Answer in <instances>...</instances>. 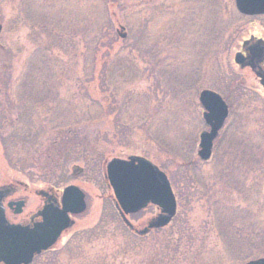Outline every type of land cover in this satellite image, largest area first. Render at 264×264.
<instances>
[{"label": "rangeland", "instance_id": "1", "mask_svg": "<svg viewBox=\"0 0 264 264\" xmlns=\"http://www.w3.org/2000/svg\"><path fill=\"white\" fill-rule=\"evenodd\" d=\"M0 24V187L21 184L12 198L27 201L7 216L71 184L88 205L31 264L264 257V86L235 62L245 40L264 39V15L236 0H0ZM204 89L230 106L209 160L198 155ZM69 130L76 153L54 165L46 144ZM130 155L165 171L178 202L171 224L146 236L125 226L105 177L109 160ZM158 212L130 219L142 227Z\"/></svg>", "mask_w": 264, "mask_h": 264}, {"label": "water", "instance_id": "2", "mask_svg": "<svg viewBox=\"0 0 264 264\" xmlns=\"http://www.w3.org/2000/svg\"><path fill=\"white\" fill-rule=\"evenodd\" d=\"M236 6L246 15L264 14V0H236ZM244 48L247 55L236 53V63L242 68L251 67L264 86V40H246ZM199 99L205 108L203 116L209 130L200 134L198 155L203 160H209L214 140L229 115V106L219 93L210 89L202 90ZM73 171L79 174L83 168L75 165ZM106 179L114 192L115 206L123 222L136 234L145 236L152 230L164 228L176 216L178 203L170 179L148 158L140 155L115 157L106 165ZM10 194L9 186L0 188V264H30L36 255L53 248L63 232L74 226L75 220L70 214H80L87 208L84 191L72 184L64 189L62 207L46 204L37 213L40 220L13 223L8 219L3 203ZM14 204L17 206L15 213H21L24 200ZM150 204L156 205L159 212L142 227L135 225L128 216ZM244 264H264V257L251 259Z\"/></svg>", "mask_w": 264, "mask_h": 264}, {"label": "flooded vegetation", "instance_id": "3", "mask_svg": "<svg viewBox=\"0 0 264 264\" xmlns=\"http://www.w3.org/2000/svg\"><path fill=\"white\" fill-rule=\"evenodd\" d=\"M262 39V38H260ZM256 40V39H254ZM264 40V39H263ZM244 55H247V53L245 52V48L244 46L241 47V50H240ZM239 51V52H240ZM263 66H264V62H263ZM83 172V171H82ZM4 186H9L10 187V191H12V194H10L5 200H4V205L6 206V211L8 213L11 212L13 214H15V211L17 209V206L16 204H14L15 202L19 201V200H24V206H23V210L27 204V201L25 199H22V198H12L15 194L19 193L21 191V184L19 185H15V184H8V185H4ZM57 189H54L53 187L50 188V189H42V190H39L37 191V194H38V197H39V204L31 211L25 213L24 215H22V217L20 218L19 221L17 222H22V223H29L31 221H37V220H40V216L37 215L38 211H40L46 204H55L59 207H61V202H62V192L60 193L59 191L57 192L56 191ZM43 192V193H41ZM10 203H13L11 205H9ZM23 212V211H22ZM21 212V214H22ZM81 214H78V215H74L72 214V218L75 219L77 216H79ZM67 231L69 230H66L64 233H66ZM64 233L62 234V237L64 235ZM64 238V237H63ZM52 250V249H50ZM48 250V251H50ZM48 251H45L37 256L34 257L33 261L41 256L42 254L48 252ZM32 261V262H33Z\"/></svg>", "mask_w": 264, "mask_h": 264}, {"label": "trees", "instance_id": "4", "mask_svg": "<svg viewBox=\"0 0 264 264\" xmlns=\"http://www.w3.org/2000/svg\"><path fill=\"white\" fill-rule=\"evenodd\" d=\"M68 134L69 135H64L58 139H55L53 142H49L48 144H46V147H48L51 152V154H48L47 158L52 157L53 159L51 158V160H54V157L56 156L59 157L54 161L53 163L54 165H57L55 163L59 162L60 160H62V162L63 161L68 162L71 156L74 155V153H76V151L73 150L74 149L73 146L76 144L75 141L79 138V135L77 132L74 133L71 130H69ZM65 143H72V144L69 146L68 144H65ZM41 147H44V145L40 146V148ZM63 165H66V163L63 162ZM169 242H172L171 239L169 240ZM166 248H170V245H168ZM175 251L176 250H174V252ZM139 264H145V263H142L141 261L139 262Z\"/></svg>", "mask_w": 264, "mask_h": 264}]
</instances>
